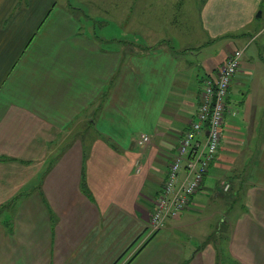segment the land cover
<instances>
[{"label": "crops", "instance_id": "0c3cea01", "mask_svg": "<svg viewBox=\"0 0 264 264\" xmlns=\"http://www.w3.org/2000/svg\"><path fill=\"white\" fill-rule=\"evenodd\" d=\"M231 1L236 18L238 5L245 12L246 0H219V8L206 0L200 18L209 42L230 37L225 50L182 63L170 46L176 38L154 22L137 40L157 44L105 48L57 0H0V264L130 256L196 118L202 81L216 78L236 49L244 54L209 172L189 207L125 264H217L208 239L218 226L230 264H264V67L243 62L264 28L247 41L255 20L227 21ZM144 135L150 141L140 145Z\"/></svg>", "mask_w": 264, "mask_h": 264}, {"label": "rangeland", "instance_id": "374dc122", "mask_svg": "<svg viewBox=\"0 0 264 264\" xmlns=\"http://www.w3.org/2000/svg\"><path fill=\"white\" fill-rule=\"evenodd\" d=\"M59 5L69 6L72 11L80 18L82 22V33H87L95 36L99 43L105 48H119L124 46L127 48H136L138 50H144L145 47L153 45L154 42H143L140 41L144 38L143 34L144 26L154 22L159 25L162 35L169 38L168 36L173 35L176 40L170 41V46L173 52L182 59V63H185L187 59H195V53L199 54V59H205L204 62L216 59L215 56L221 54L225 50L226 45L230 41V37L220 38L217 41L209 42L208 32L204 29V24L200 23L201 13L203 14V7L206 0H57ZM219 0H210V5L213 7L218 5ZM242 1V0H241ZM247 4L244 3L245 12L242 11L241 5H238L239 14L238 20L250 21L252 18L255 20L253 25H249L248 40L252 39V35H255L258 30L264 28V0H246ZM236 4L231 1L227 11H218L215 17H224V13L227 14L226 20H236V14L238 10L234 12ZM240 7V8H239ZM202 9V10H201ZM236 13V14H235ZM208 15V14H207ZM205 21L204 15L202 16ZM201 18V19H200ZM207 20V19H206ZM207 23V22H206ZM156 30L157 27H154ZM135 31L140 32L138 37L134 36ZM142 32V33H141ZM156 37V36H154ZM140 40H137V39ZM163 42V41H162ZM161 42V43H162ZM122 44V45H121ZM155 44H157L155 42ZM203 47L199 48L198 45ZM241 47V46H240ZM242 48V47H241ZM254 48L257 49V54H254ZM252 56L250 57V52ZM247 55L243 58V62L248 61L252 63L254 60L258 63V66L264 67V30L263 34L257 36L253 40L251 48L247 51ZM194 56H193V55ZM215 57V58H213ZM197 69V68H196ZM257 73L256 75H258ZM88 139V136L87 138ZM46 166V165H44ZM45 172V168L39 169L38 177L39 181L42 178V174ZM34 185H40L35 183ZM38 182V181H37ZM13 206V203L7 206L9 209ZM4 210L2 213H4ZM195 228V229H194ZM192 229L195 232H190L191 236L196 237V226ZM191 229V230H192ZM211 231V230H210ZM220 228L217 227L216 232L211 238L208 239L209 244L214 242V247L218 250L217 264H230L228 261L230 254L226 253L225 248L222 245V238L219 237ZM148 236V232L145 237ZM198 236V235H197ZM223 237V236H222ZM146 238H144L145 240ZM198 242L202 246L206 245L207 242L205 236L199 235ZM140 241L139 244L134 246V249L129 251L130 256L122 257L118 264H125L126 261L131 257L133 253L144 243ZM210 240V241H209ZM220 243V244H219ZM138 245V246H137ZM187 247V245H185Z\"/></svg>", "mask_w": 264, "mask_h": 264}, {"label": "built area", "instance_id": "2783aa9c", "mask_svg": "<svg viewBox=\"0 0 264 264\" xmlns=\"http://www.w3.org/2000/svg\"><path fill=\"white\" fill-rule=\"evenodd\" d=\"M243 54V49L234 50L221 65L217 77L202 82L196 118L180 139L177 154L169 164L168 177L156 201L144 243L167 220L180 216L189 207L191 197L209 172L220 147L228 90L241 65ZM149 141L150 137L144 135L139 144L144 145ZM183 167L186 170L185 179L180 177ZM229 188L230 185L226 184L223 191L227 192Z\"/></svg>", "mask_w": 264, "mask_h": 264}, {"label": "trees", "instance_id": "16d2710c", "mask_svg": "<svg viewBox=\"0 0 264 264\" xmlns=\"http://www.w3.org/2000/svg\"><path fill=\"white\" fill-rule=\"evenodd\" d=\"M206 79H207V78H206ZM204 80H205V79H204ZM204 80H203V81H204ZM203 81H202V82H203ZM147 241H148V240H147ZM147 241H146V242H147Z\"/></svg>", "mask_w": 264, "mask_h": 264}]
</instances>
